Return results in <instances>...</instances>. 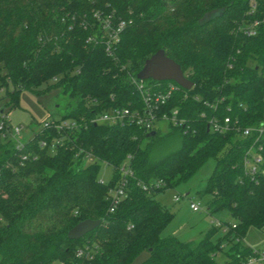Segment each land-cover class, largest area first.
Segmentation results:
<instances>
[{"label":"trees","instance_id":"trees-1","mask_svg":"<svg viewBox=\"0 0 264 264\" xmlns=\"http://www.w3.org/2000/svg\"><path fill=\"white\" fill-rule=\"evenodd\" d=\"M248 1L0 0V88L11 109L20 90L39 93L51 80L47 88H60L67 100L59 118L79 124L72 132L35 133L20 150L0 142V264H131L141 253L138 264H240L251 256L242 239L249 228L264 226V150L259 171L247 175L241 162L251 140L234 127L264 125V0H253L252 10ZM91 10L126 23L111 57L100 45L84 44L88 32L77 22ZM253 22L252 35L238 29ZM158 50L192 83L165 107L177 109L184 127L168 126L163 136L153 129L147 137L131 125L91 123L137 102L130 80ZM209 117H227L233 129L206 132ZM59 137L53 152L39 147ZM173 142L174 149H160ZM85 153L96 162L84 164ZM126 156L132 175L109 212V190ZM209 159L205 211L225 210L233 224L222 223L226 231L215 241L213 226L195 242L161 237L173 214L153 196L187 181ZM99 163L111 167L108 184L97 180ZM158 180L163 188L141 190ZM83 220L100 224L67 240L66 232ZM85 245L94 248L92 257L75 258Z\"/></svg>","mask_w":264,"mask_h":264},{"label":"built area","instance_id":"built-area-1","mask_svg":"<svg viewBox=\"0 0 264 264\" xmlns=\"http://www.w3.org/2000/svg\"><path fill=\"white\" fill-rule=\"evenodd\" d=\"M248 7L250 10L254 8L253 0L248 1ZM77 24L82 30L88 32L84 38V44L93 46L100 45L103 48L104 54L110 57L112 56L115 45L118 42L119 35L126 26V23L123 20L116 19L112 13H104L100 10H91L89 16L82 15L78 18ZM255 25L256 22H253L250 26H246L244 29H240L239 27L238 29L243 30V33L249 36L252 35V29ZM130 82L137 94V102L132 104V107L130 108H114L102 112L93 117L90 120L91 123L104 126L131 125L136 127L142 133L152 132L153 129H156L157 123H164L165 125L174 128L184 127V120L177 117L176 108H171L169 110L165 109L173 95L181 89L180 87L170 81H165L163 83H145L144 81H138L135 78L131 79ZM1 93L2 88H0V94ZM208 107L215 108L213 104H209ZM78 127L79 124L74 120H61L60 118H57L45 120L42 123L39 132L49 130H54L57 133L62 131L72 132L78 129ZM206 127L207 132L212 134H224L233 129L227 117H223L222 119L209 117L206 119ZM234 128L242 137L251 140V143L244 152L241 165L246 174L253 177L259 171L261 152L264 150V125L259 124L244 129ZM21 131L22 128L20 126H11L8 123L6 115L3 114V110H0V142H10L15 150H20L24 143L28 141L24 142L20 140L19 136ZM64 137H66V135H64ZM61 141V137L52 139L48 144L45 141H41L39 147L46 148L48 152L51 153L57 145L61 144ZM26 158V156L21 157L22 160H25ZM129 160L130 157L126 156L125 160H123L117 168L121 177L116 187L109 190V203L111 206L108 210L109 212H112V208L124 196L126 178L131 177L132 175ZM82 162L84 164L94 163L96 162V159L91 154L85 153L82 156ZM261 174H263V171H261ZM163 187L164 184L160 180L147 185L141 184V190L148 194L156 192ZM178 200L177 196L172 197L173 203ZM189 209L192 212H198L199 205L190 202ZM210 224L213 227L222 229V233H225L226 226H224L222 222L213 220ZM231 228H234V225H231ZM250 251L251 256L240 264H264V250L250 249ZM92 252H94V248L85 245L83 247H78L74 252V256L79 259H88L92 257Z\"/></svg>","mask_w":264,"mask_h":264},{"label":"rangeland","instance_id":"rangeland-1","mask_svg":"<svg viewBox=\"0 0 264 264\" xmlns=\"http://www.w3.org/2000/svg\"><path fill=\"white\" fill-rule=\"evenodd\" d=\"M144 82L154 83L155 81L144 80ZM51 84L52 81L50 80L47 84L40 85L37 88L39 93H34L26 89L20 90L17 95V104L14 109H11L12 105L9 103V99L4 93V88H2V93L0 94V108L3 110V114L6 115L8 123L11 126H20L22 128L19 136L21 141L25 142L29 140L33 134L39 132L45 120L57 119L62 114L67 100L61 95L60 88H47L50 87ZM11 90L12 85L8 83L7 91ZM156 130L158 131V136H163L169 131V128L164 123H157ZM165 146L166 145L162 144L160 149L169 151L176 147V143L173 142ZM213 166V160L209 159L187 181L153 196V199L173 214L171 220L161 231V237L174 236L182 242H195L211 227L210 222L213 220L233 224V220L225 210H220L212 214H208L205 211V203L208 200V196L201 194V192L204 188L206 179L212 172ZM111 177V167L104 163H99L97 180L104 184H108ZM173 196H177L179 199L175 203L172 202ZM190 202L199 205L198 212H192L189 209ZM222 235V229H218L212 236V241H215ZM242 244L252 250H264V226L260 230L249 228L244 234ZM144 257L145 253L139 254L131 264H138ZM215 260L217 263H222L224 257L218 253Z\"/></svg>","mask_w":264,"mask_h":264},{"label":"water","instance_id":"water-1","mask_svg":"<svg viewBox=\"0 0 264 264\" xmlns=\"http://www.w3.org/2000/svg\"><path fill=\"white\" fill-rule=\"evenodd\" d=\"M135 78L138 81H170L183 90H189L192 87V83L183 76L179 67L173 61L165 57L161 50L156 51L143 62ZM153 135L154 132H149L147 137H152ZM99 224V220L80 221L66 232V239L69 241H77L94 230Z\"/></svg>","mask_w":264,"mask_h":264}]
</instances>
